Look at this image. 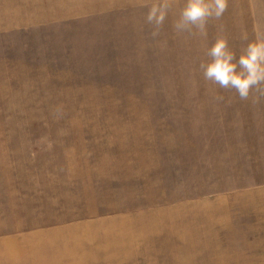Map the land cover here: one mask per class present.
I'll return each mask as SVG.
<instances>
[{"label":"rangeland","instance_id":"rangeland-1","mask_svg":"<svg viewBox=\"0 0 264 264\" xmlns=\"http://www.w3.org/2000/svg\"><path fill=\"white\" fill-rule=\"evenodd\" d=\"M144 2L0 0V264H264V100L199 68L264 0L155 39Z\"/></svg>","mask_w":264,"mask_h":264},{"label":"clouds","instance_id":"clouds-1","mask_svg":"<svg viewBox=\"0 0 264 264\" xmlns=\"http://www.w3.org/2000/svg\"><path fill=\"white\" fill-rule=\"evenodd\" d=\"M174 4L175 0H145L141 5L147 9L144 20L151 26L153 39L160 36ZM228 7L229 0H184L173 30L206 37L208 22L221 19ZM241 40L247 43L237 56L227 38L218 37L205 53L210 59L202 61L199 68L205 81L234 91L239 100L256 105L264 100V28L254 27L251 39L246 31L241 33Z\"/></svg>","mask_w":264,"mask_h":264},{"label":"crops","instance_id":"crops-1","mask_svg":"<svg viewBox=\"0 0 264 264\" xmlns=\"http://www.w3.org/2000/svg\"><path fill=\"white\" fill-rule=\"evenodd\" d=\"M247 190H257L258 193L260 194L261 186H259L258 188H255V189L253 188V189H247ZM254 206H256V210L254 209V211L260 213L261 212V206L259 204L258 205H254Z\"/></svg>","mask_w":264,"mask_h":264}]
</instances>
